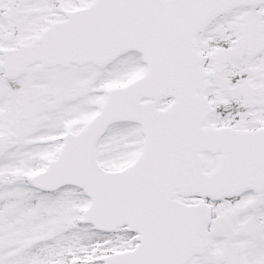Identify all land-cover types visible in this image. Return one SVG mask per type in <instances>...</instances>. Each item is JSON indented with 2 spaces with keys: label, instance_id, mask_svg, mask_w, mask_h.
Instances as JSON below:
<instances>
[{
  "label": "snow or ice",
  "instance_id": "1",
  "mask_svg": "<svg viewBox=\"0 0 264 264\" xmlns=\"http://www.w3.org/2000/svg\"><path fill=\"white\" fill-rule=\"evenodd\" d=\"M0 264H264V0H0Z\"/></svg>",
  "mask_w": 264,
  "mask_h": 264
}]
</instances>
